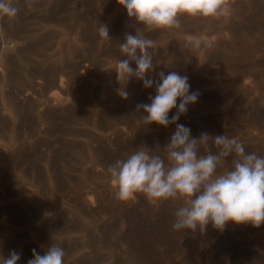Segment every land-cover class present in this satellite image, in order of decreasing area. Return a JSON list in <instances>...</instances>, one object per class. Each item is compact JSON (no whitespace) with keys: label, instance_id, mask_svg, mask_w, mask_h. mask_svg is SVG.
<instances>
[{"label":"rangeland","instance_id":"374dc122","mask_svg":"<svg viewBox=\"0 0 264 264\" xmlns=\"http://www.w3.org/2000/svg\"><path fill=\"white\" fill-rule=\"evenodd\" d=\"M227 3L226 17H182L179 29L147 33L156 41L150 76H188L199 98L177 123L194 137L235 136L264 156V0ZM17 7L15 17L0 18V38L22 50L5 67L0 61V251L20 252L18 264H26L54 237L65 264H264V224L173 230L183 200L115 197L107 166L140 146L159 152L176 127L139 123L136 105L149 103L154 88L133 78L128 98L117 94L119 43L135 34L117 0H31L30 7L19 0ZM187 35L200 36L201 47L186 46ZM50 71L70 89L62 105H44L51 88L35 85ZM50 226L58 233L46 234Z\"/></svg>","mask_w":264,"mask_h":264},{"label":"clouds","instance_id":"9594fccd","mask_svg":"<svg viewBox=\"0 0 264 264\" xmlns=\"http://www.w3.org/2000/svg\"><path fill=\"white\" fill-rule=\"evenodd\" d=\"M19 0H0V18L15 17ZM134 22L135 34L126 32L119 43L122 59L114 65L116 90L122 99L129 96L126 86L135 78L144 88H154L149 103L136 105L139 123L167 128L175 124L169 141L156 152L146 146L135 148L123 159L107 166L120 201L135 200L144 195L151 203L168 199L183 200L174 213L173 230H205L211 224L223 230L228 222L236 225L264 224V156L249 152L242 140L235 136L212 135L201 132L194 137L191 129L177 123L187 113L189 105L198 101L199 92L190 91L187 75L177 71H161L155 78L153 54L156 41L147 33L181 27L182 17L221 18L229 14L227 0H117ZM31 6V0H24ZM102 38L109 39L106 25L98 29ZM200 36L187 35L186 46L199 49ZM135 67H132V64ZM176 109L175 113H169ZM232 157L230 167L220 171ZM66 255L60 243L51 245L40 254L32 249L26 264H65ZM21 253L11 250L7 256L0 251V264H18Z\"/></svg>","mask_w":264,"mask_h":264},{"label":"bare ground","instance_id":"6f19581e","mask_svg":"<svg viewBox=\"0 0 264 264\" xmlns=\"http://www.w3.org/2000/svg\"><path fill=\"white\" fill-rule=\"evenodd\" d=\"M12 42V43H11ZM16 42H17V40H16ZM15 42V40L13 41V39H12V41L11 40H7V39H3L2 37L0 38V45H1V47H0V61L3 63V65H4V67H5V65L7 64V62L8 61H10V60H8L9 59V57H11V55H13V56H17V58H18V54L22 51L19 47H18V45H17V43ZM21 50V51H20ZM24 52V51H23ZM23 54V53H22ZM20 57H21V55H20ZM6 63V64H5ZM9 63V62H8ZM56 70V69H55ZM83 71V70H82ZM4 72V71H3ZM1 73V72H0ZM5 73V72H4ZM2 75V74H1ZM5 74H3V76H4ZM0 79H1V76H0ZM67 80V79H66ZM2 81V80H1ZM3 85V84H2ZM35 85H37L39 88H40V86H42V85H45V86H47V88L49 87V88H51V90H50V92H49V94H46V96L45 97H43V100H41V101H43V104L44 105H46V106H50L51 107V105H62L63 103H65L66 101H68V96H69V94H70V89H69V87L66 85V81H65V79L62 77V76H60V75H57L56 74V71L54 72V71H50L49 73H48V77H47V75L45 74H43V75H39V76H37V78H36V81H35ZM43 87V86H42ZM37 88V87H36ZM9 96V95H8ZM40 100H38V101H40ZM37 101V102H38ZM13 102V101H12ZM40 108V107H39ZM40 112V111H39ZM41 113V112H40ZM39 114V113H38ZM10 115V114H9ZM39 116V115H38ZM1 126L2 125H0V129H1ZM120 131H119V133H124L125 131L123 130V128L122 129H119ZM117 133V132H116ZM115 133V134H116ZM123 135V134H122ZM8 159H10V158H8ZM2 192H3V190H2ZM2 192H0V194H2ZM23 205V204H22ZM25 205H23V206H21L20 208V210H22L21 212H23L25 215H30L29 214V212H31L30 210H31V208H28V206L26 207H24ZM36 208V207H35ZM39 211H41V210H39ZM39 211L36 213V215L39 213ZM42 212V211H41ZM19 213V212H18ZM42 215V214H41ZM59 229V228H58ZM59 231V230H58ZM44 232L46 233V234H49V236H50V234H54V233H58L57 231H56V226L54 227V226H50L49 228H45L44 229ZM43 232V233H44ZM42 233V232H41ZM44 235V234H43ZM48 237V236H47ZM52 238V237H51ZM52 241H53V243H55V238L53 237V239H52ZM47 244V246L49 247L50 245H51V240H50V242H47L46 243Z\"/></svg>","mask_w":264,"mask_h":264}]
</instances>
